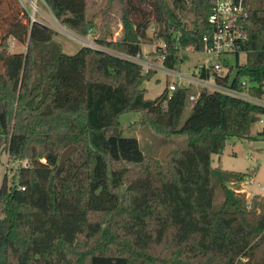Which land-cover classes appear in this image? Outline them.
Here are the masks:
<instances>
[{
    "label": "trees",
    "instance_id": "16d2710c",
    "mask_svg": "<svg viewBox=\"0 0 264 264\" xmlns=\"http://www.w3.org/2000/svg\"><path fill=\"white\" fill-rule=\"evenodd\" d=\"M42 2L77 35L96 26L86 0ZM114 2L121 38L96 41L121 54L136 55L143 44L162 40L164 65L177 69L185 46L202 50V37L212 32L213 0H107ZM245 2L246 60L236 62L234 75L229 66L224 82L233 76L231 86L241 89L244 78L259 95L264 0L256 7ZM54 35L21 10L0 38V158L26 159L12 165L10 180L5 173L0 185V264H239L241 258L264 264L258 257L264 209L229 186L248 173L211 166L228 139H252L264 110L202 90L180 126L190 87L168 91L166 85L145 98L142 84L154 70L143 72L133 61L85 45L65 53L52 43ZM10 38L24 50L10 51ZM128 112L162 135L185 134L187 148L174 151L166 165L153 161L136 137L122 135L119 116ZM69 145L76 148L59 165ZM213 173L223 194L217 209Z\"/></svg>",
    "mask_w": 264,
    "mask_h": 264
},
{
    "label": "rangeland",
    "instance_id": "374dc122",
    "mask_svg": "<svg viewBox=\"0 0 264 264\" xmlns=\"http://www.w3.org/2000/svg\"><path fill=\"white\" fill-rule=\"evenodd\" d=\"M31 1L33 3H31ZM170 1V0H169ZM87 2V15L96 18V26L90 31V35L80 36L77 33L69 30L55 20H48L47 16H51L47 6L42 0H0V38L4 35L9 24L15 19L20 17L21 10L26 11L29 19L31 17L35 20L38 19L42 23L50 26L54 32L52 43L58 45L60 50L72 54L77 48L83 46L80 38L93 40L91 47L109 51L113 54H118L115 50L102 46L96 41L98 38L105 39L106 41L119 40L121 38V24L119 4L117 2L107 4V0H86ZM257 0H249V6L256 7ZM189 16V15H188ZM46 18L47 20H45ZM188 21V19H187ZM153 29L149 28L147 34L151 35ZM79 37V38H78ZM144 47V46H143ZM10 51H23L24 45L19 44L16 40L9 39ZM181 56L183 61L177 67L179 71L190 72L197 64L206 57L203 53H191L182 50ZM246 55L240 53L236 61L232 59L231 74L235 73V64L244 63ZM176 81L163 72L156 71L154 75L145 80L142 87L145 89V98L153 99L159 95L167 84ZM191 91L195 92L194 86H191ZM193 101H188L184 108L182 117L180 119V126L183 125L185 120L190 114ZM260 119L262 122H260ZM121 123V133L127 137H136L140 150L153 161L162 165L166 162L160 160L159 155L164 146H170L168 160L176 150H183L187 148V136L185 134L175 135H162L155 132L148 124H146L137 112L123 113L119 116ZM264 129V114L254 123L251 128L250 136L252 139L245 138H230L226 141L225 146L221 153L212 154L211 166L212 168H219L225 171L244 172L248 175L239 183L229 181V186L232 189H237L245 196L246 200H254L260 204V208L264 209V189L261 190L260 186L264 187V135L261 131ZM7 154L2 153L0 158V185L2 178L7 173V179L10 180L11 170L10 167L15 166L17 162H25L26 159L9 162V168H6ZM215 173L212 174V184L214 186L213 207L219 208L223 201V194L215 178ZM259 207L257 210H259ZM264 260V248L258 251V257ZM260 261V259H258ZM261 261L259 262V264ZM239 264H250L246 258H241Z\"/></svg>",
    "mask_w": 264,
    "mask_h": 264
},
{
    "label": "built area",
    "instance_id": "2783aa9c",
    "mask_svg": "<svg viewBox=\"0 0 264 264\" xmlns=\"http://www.w3.org/2000/svg\"><path fill=\"white\" fill-rule=\"evenodd\" d=\"M31 3L33 2L31 1ZM247 15L248 11L245 0H213L212 12L208 17L212 32L210 35H204L202 37L203 49H195L192 43H189L183 49L191 53H203L206 55L190 72H182L164 65L167 44L162 40L143 44L144 47L142 46L141 53L133 56L121 53L116 55L139 64L143 72H148L149 70H154L155 72L160 71L172 78H176V81L167 84L168 91H173L178 85H184L190 88L194 86L196 91L189 95L190 101L194 102L199 96V93L202 90H206L223 93L250 102L264 110V86L261 93L256 95L248 91V87L253 85L244 78L239 80L241 89L231 86L233 76H229V82H224V78L229 70L228 68L232 65V59L235 56L238 59L239 54L243 53L241 51V45L245 35L242 33L241 24ZM34 20L31 17V21ZM90 31L87 35H90ZM80 41L88 47H91L93 43V40L82 38H80ZM246 85L249 86L246 88ZM262 114L264 113L259 114V118ZM260 122H262L261 119ZM40 161L46 163L45 158H41ZM21 163L25 164V162ZM9 166L10 164L6 160V168H9ZM260 189L263 190L264 187L260 186Z\"/></svg>",
    "mask_w": 264,
    "mask_h": 264
},
{
    "label": "water",
    "instance_id": "95a60500",
    "mask_svg": "<svg viewBox=\"0 0 264 264\" xmlns=\"http://www.w3.org/2000/svg\"><path fill=\"white\" fill-rule=\"evenodd\" d=\"M75 145H69L67 146L61 153L60 159H59V165L63 163V161L75 150ZM171 147L170 146H164L160 152L159 158L163 162L168 161V154L170 152Z\"/></svg>",
    "mask_w": 264,
    "mask_h": 264
},
{
    "label": "crops",
    "instance_id": "0c3cea01",
    "mask_svg": "<svg viewBox=\"0 0 264 264\" xmlns=\"http://www.w3.org/2000/svg\"><path fill=\"white\" fill-rule=\"evenodd\" d=\"M47 9H48V11H49V14L51 15V16H48V15H46L47 16V18H48V20H55L56 22H58L59 24H60V22L54 17V15L52 14V12L49 10V8L47 7ZM45 20H47L46 18H44ZM37 21H40V20H38V19H36ZM47 20V21H48ZM41 22V21H40ZM45 24V23H44ZM48 26V25H47ZM50 27V26H49Z\"/></svg>",
    "mask_w": 264,
    "mask_h": 264
}]
</instances>
